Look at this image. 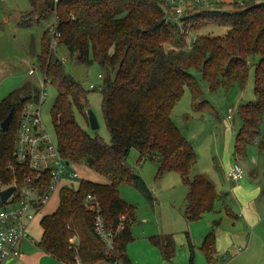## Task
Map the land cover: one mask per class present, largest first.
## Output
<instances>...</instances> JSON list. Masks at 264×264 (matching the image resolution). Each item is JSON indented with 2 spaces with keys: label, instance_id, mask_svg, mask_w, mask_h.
<instances>
[{
  "label": "trees",
  "instance_id": "trees-1",
  "mask_svg": "<svg viewBox=\"0 0 264 264\" xmlns=\"http://www.w3.org/2000/svg\"><path fill=\"white\" fill-rule=\"evenodd\" d=\"M196 4L197 10L172 20L169 13L175 7L166 0H60L55 13L58 45L77 55L80 63H98L106 69L102 108L111 140L107 143L90 135L76 120L75 112L88 123V91L51 51L46 30L37 65L57 90L51 116L59 152L70 164H86L106 182L80 179L77 187L61 188L57 209L41 218L38 247L42 251L68 264L76 256L84 264H130L126 250L134 239L135 208L121 198L120 186L130 184L153 200L152 191L128 163L133 148L141 160H157V177L169 171L180 174L188 187L183 210L187 221L214 210L221 196L206 175L191 176L196 154L174 124L172 110L186 89L194 111L211 108L192 69L207 81L210 90L235 84L244 88L249 60L257 55L256 100L239 109L242 126L236 152L243 153L247 144L257 140L264 126V2ZM45 11H53L52 0L45 2ZM37 18L32 10L22 16L20 24L32 25ZM216 26L225 31L214 33ZM38 94L39 89L32 90L25 83L0 101V122L14 109L8 130H0V191L13 186L15 178L17 185L23 183L24 170L14 160L17 130L23 108ZM258 147L264 150V138ZM87 194L99 199L108 228L114 230L123 218L124 226L111 250L94 231L93 213L83 204ZM74 236L78 239L75 247L70 243ZM150 239L165 260L172 259V235ZM200 249L208 264H217L214 230L205 236Z\"/></svg>",
  "mask_w": 264,
  "mask_h": 264
},
{
  "label": "rangeland",
  "instance_id": "rangeland-1",
  "mask_svg": "<svg viewBox=\"0 0 264 264\" xmlns=\"http://www.w3.org/2000/svg\"><path fill=\"white\" fill-rule=\"evenodd\" d=\"M166 1L171 4L170 0ZM249 1L264 2V0H241L242 4ZM16 2L19 4L29 3L26 0H11L6 2L8 6H5L3 1L1 4L10 10V7H13L10 3ZM228 2L231 4L230 1ZM196 5L193 0H187L186 4L181 5L184 8L182 15L176 14L175 8H172L169 16L172 17V20L180 19L188 10L192 12L197 10ZM35 8L32 9L38 17L36 22L32 25H20L25 26V35L14 36L12 32L6 31L0 37V101L9 92L25 83H28L32 90L40 89L42 86L44 75L37 65V54L40 53L42 36L46 30L49 31L52 38L55 13L53 11L46 12L45 7ZM212 29L214 33L218 34L225 31V28L219 26ZM194 34L193 32L190 34V44L194 41ZM50 49L57 58L64 60L62 63L65 70L88 91L89 109L96 115L99 126L93 130L83 116L77 112H75L76 120L90 135H98L109 143L111 136L103 116L101 93L102 77L106 74V69H103L98 63L89 65L80 63L77 60V55L72 56L64 46L58 45V41L56 47H52L50 40ZM257 60V55L249 60V76L244 88L235 84L228 88L220 87L216 90H210L207 81L201 77L199 72L192 69L191 72L200 82L211 108L194 111L191 105L190 92L186 89L183 97L172 110L174 124L192 145L196 154L197 162L191 176L195 174L206 175L213 181L221 196L216 202L214 210L206 212L198 220L187 221L183 215V210L188 187L180 174L177 171H169L159 178L157 177L159 168L157 160H141L137 149L133 148L130 151L128 163L134 172L144 180L153 194V200H148L134 186L130 184L120 186L121 198L135 208V221L131 225L134 239L127 246L128 254L135 264H208L205 254L200 249L205 236L211 230L216 232L218 228L222 230L232 229L233 217L238 213L233 212L229 206L231 201L225 194L228 191L226 190L227 182L219 171L218 165L220 158L224 157L226 153V139L230 136L232 140L231 152L234 151V143L242 126V118L239 115L240 107L256 100L254 72ZM31 68L35 70L32 75L29 74ZM45 84L47 97L41 106V115L44 123L56 138L52 125L51 109L57 90L51 83ZM90 85L95 87L90 88ZM229 115L232 116L231 119L228 118ZM263 138L264 126L261 128L257 140L251 145L259 149L258 142ZM69 169L77 171L80 175L79 178L70 181L74 187L78 186L80 179L106 182V178L93 172L86 164H70ZM58 204L59 190H56L49 203L43 208L42 214L37 216L29 226L27 234L34 238L37 245L42 236V216L55 211ZM216 221H218L217 224ZM154 235H172L175 251L171 260H165L160 249L152 243L150 238ZM247 251V249L244 250L233 259L229 258L232 255H228L226 261L222 258L218 259L217 264H261L258 261L257 263L251 262L248 259L249 255L245 259H240L241 255ZM191 255H193L192 262Z\"/></svg>",
  "mask_w": 264,
  "mask_h": 264
},
{
  "label": "built area",
  "instance_id": "built-area-1",
  "mask_svg": "<svg viewBox=\"0 0 264 264\" xmlns=\"http://www.w3.org/2000/svg\"><path fill=\"white\" fill-rule=\"evenodd\" d=\"M186 1L170 0L176 14L184 13L181 5L186 4ZM211 1L213 0H193V3L209 5ZM59 2L60 0H52L54 13ZM58 37L55 23L52 27V47H56ZM34 72V68L29 71L30 74ZM47 82L49 81L44 75L38 97L23 108L20 117L14 160L15 164L24 170L23 183L17 185L19 181L15 178L13 186H16V191L5 204L0 202V264H7L22 256L21 242L25 239L33 241V238L27 234L31 223L42 214L43 208L49 203L56 190L60 192L63 186L70 185L71 180L80 177L77 171L69 169L70 163L67 164L61 156L56 138L42 119L41 106L47 97L45 90ZM94 87L90 85V88ZM243 175L244 169L239 164H234L229 172V177L233 181L240 180ZM83 204L93 213L94 231L108 250L113 249L115 237L124 226L123 218L114 230L110 229L102 215L101 203L95 195L87 194ZM70 243L75 247L78 243L77 237H72ZM72 264L84 263L76 256Z\"/></svg>",
  "mask_w": 264,
  "mask_h": 264
},
{
  "label": "crops",
  "instance_id": "crops-1",
  "mask_svg": "<svg viewBox=\"0 0 264 264\" xmlns=\"http://www.w3.org/2000/svg\"><path fill=\"white\" fill-rule=\"evenodd\" d=\"M1 1L5 6H8L6 2L11 0H0V37L6 31L12 32L14 36L25 35V26H20L22 16L32 11V8L45 7L47 0H26L29 3L22 4L10 3L13 5L10 10L5 8ZM228 1L242 4L241 0H213L211 4H230ZM231 117L228 116L230 119ZM231 143L230 136L226 139L227 150L224 157L220 158L218 168L227 182L226 190L228 191L225 194L231 201V205L229 203L228 205L233 212L236 211L238 214L233 217L231 230L218 228L215 232L217 260L222 258L226 261L228 255H232L229 258L233 259L247 249L248 251L242 254L240 259H245L249 255L248 259L251 262L257 263L258 261V263L264 264V150L256 149L250 143L246 145L244 152L239 154L235 150L236 142L234 151L231 152ZM234 164H239L245 171L243 177L238 181H233L229 177V172ZM20 247L22 256L7 264H68L42 251L35 243L34 238L33 241L23 240ZM126 253L130 264H135L129 256L128 250Z\"/></svg>",
  "mask_w": 264,
  "mask_h": 264
},
{
  "label": "water",
  "instance_id": "water-1",
  "mask_svg": "<svg viewBox=\"0 0 264 264\" xmlns=\"http://www.w3.org/2000/svg\"><path fill=\"white\" fill-rule=\"evenodd\" d=\"M172 24H174V21H172ZM14 113V109L10 110L8 115L5 117L4 120L0 122V130L1 131H7L10 125V122L12 120V116ZM87 116H88V124L89 126L94 130L97 129L99 124L96 118V115L94 112L90 109L87 110ZM68 164V162H67ZM16 191V186H10L2 191H0V202L2 204H5L8 198Z\"/></svg>",
  "mask_w": 264,
  "mask_h": 264
}]
</instances>
